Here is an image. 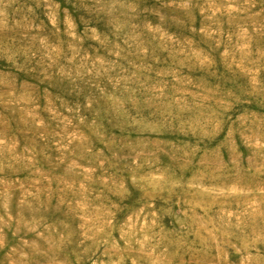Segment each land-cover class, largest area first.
Here are the masks:
<instances>
[{
    "label": "rangeland",
    "instance_id": "rangeland-1",
    "mask_svg": "<svg viewBox=\"0 0 264 264\" xmlns=\"http://www.w3.org/2000/svg\"><path fill=\"white\" fill-rule=\"evenodd\" d=\"M0 264H264V0H0Z\"/></svg>",
    "mask_w": 264,
    "mask_h": 264
}]
</instances>
